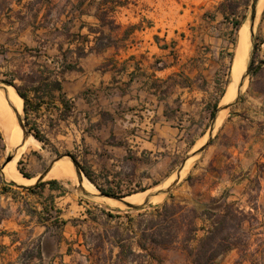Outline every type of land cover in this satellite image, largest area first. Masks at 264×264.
I'll return each instance as SVG.
<instances>
[{"label": "crops", "instance_id": "0c3cea01", "mask_svg": "<svg viewBox=\"0 0 264 264\" xmlns=\"http://www.w3.org/2000/svg\"><path fill=\"white\" fill-rule=\"evenodd\" d=\"M50 1L0 0V57L15 60L22 54L26 59L47 60L46 79L33 82L30 91L24 90L26 100L23 99L24 105L34 107L33 113L39 117L37 131L45 140L39 141L41 145L68 150L93 182L84 171L83 178L96 187H113L146 174L158 178L161 172L167 173L181 148L190 149L206 137L211 110L223 95L220 77L227 63L225 51H229L234 24L226 14L220 19L219 12L217 17L203 19L207 28L185 38L193 50L185 52L188 60L182 65L170 60L167 54H160L163 50L157 37L152 36L148 41L133 34L115 41L121 46L111 44L103 52L80 58L81 43L79 39L74 40V34L81 31L80 18H89L92 26L99 27L97 7L93 8L94 12L90 9L80 12L78 6L74 10L71 4L58 17L52 13L54 9H48ZM53 6L56 7L55 2ZM65 31L68 35H64ZM94 44L95 40H91L86 51ZM144 44H148L146 50H143ZM63 61L73 68L61 73ZM15 73L10 78L15 84L22 83ZM56 80L61 82L62 91L38 89ZM4 155L0 147V165ZM29 176L27 179L33 180L40 175ZM44 190L61 193L62 187L52 190L47 185ZM14 193L0 175L2 208L6 206L11 211L16 204L18 208L21 206ZM38 197L39 201L43 200ZM32 209L36 210L37 206ZM17 212L16 219L12 215L3 222L10 225L12 220L16 222L15 235L21 227L31 229L33 240H9V243L26 246L29 242L32 246L42 239L43 258H51L50 264H54L56 257L47 250L54 236L46 233L39 218L41 212L32 215L21 207ZM40 228L44 230L40 232ZM81 240L77 234L73 243L83 248L79 245ZM64 243H68L67 238L57 243L60 253H64Z\"/></svg>", "mask_w": 264, "mask_h": 264}, {"label": "rangeland", "instance_id": "374dc122", "mask_svg": "<svg viewBox=\"0 0 264 264\" xmlns=\"http://www.w3.org/2000/svg\"><path fill=\"white\" fill-rule=\"evenodd\" d=\"M103 1L51 0L47 2V6L48 9H54L52 13H56L59 17V15L65 14L66 10H69L71 4L74 5V10L78 6L80 12H87L89 9L90 12H94L93 8L98 7ZM54 2L56 7L53 6ZM118 2L124 5L120 6ZM252 2L253 0H108L106 2L107 7L114 8L115 11L110 14L111 17L106 21L104 31L110 37L111 44L116 46H121V43L115 41L125 39L131 34L134 37H144L148 41L151 40L152 36H155L158 38V45L163 50L160 51V54H167L170 60L182 65L188 60L185 52L193 50V46L185 38L189 39L191 35L199 34L207 28L203 19H211L213 15L217 17V12L220 14L219 18L224 19L222 16L226 14L230 22L234 24V29L230 36L229 51H225L227 63H225L220 77V86L225 92L217 100L219 105H223L227 102L230 90L229 84L233 75L232 66L239 43V33L243 25L249 24ZM83 22L90 26H92L90 23H93L89 18H80V27ZM235 22H240L241 25L236 27ZM152 26L154 28L151 30ZM92 28L98 29L99 27L92 26ZM81 32L88 34V28ZM64 35H68V33L65 31ZM93 38L95 37L92 39L90 37V40H94ZM147 45L144 44L143 50L147 49ZM260 62H264V8L259 19L257 15L253 41V63L258 65ZM46 65L47 60L45 59H26L22 54L18 55L15 60L0 57V84H6L5 81L10 80V75L16 72V76L22 81V83L17 82L16 85L21 86L23 92L24 90L30 91L35 79L41 81V78L48 75H45ZM219 95L220 90L217 98ZM22 108H25L24 100ZM33 111L35 108L30 106L29 112L26 113L24 110L23 113V120L30 139L29 145L17 163V170L21 174L22 172L27 173V170L30 172L29 174H39L38 181L50 171L54 161L63 158L67 160L72 155L66 149L59 150L50 146L44 148L41 145L34 136L40 123L39 117L34 115ZM212 122L209 121V126ZM209 136L208 130L206 137L199 140L196 146L190 149L181 148V153L172 169L167 173L161 172L158 178L146 174L123 184L103 188L112 190L122 197H129L139 192H150L158 186H170L176 180V175L183 165L187 166L186 169L184 167L181 179L171 192L164 194L165 196L159 203L154 204L152 200L146 205L145 203L141 204V209L111 208L96 200H91L80 192V184L85 189L89 188L84 183H80L79 178L76 182L51 179L47 176L43 178L42 182L57 180L63 186L61 193L59 191H45L44 189H38L33 193L21 187L10 185L7 182L10 180L3 173V169L8 157L13 155L14 159L17 152L15 148H12L16 147L14 144L9 145L5 142L1 129L0 147L4 150L5 155L1 161L0 175L6 184L14 190L15 198L19 199L20 207L25 211L28 210L32 215H34L33 212H41L42 215L39 217L41 223L44 224L46 230L47 226H50V232L54 238L47 245V250L49 254L53 255V258L56 257L54 264H60L61 259L57 256L65 254L69 247L79 248L73 242L80 232L88 234L91 228H96L99 232L113 235L118 230H123L129 226L132 220L134 227L137 228L139 221L143 220L141 219L142 215L154 212L157 207L166 201H170L171 195L176 200L195 206L199 210L204 209L207 205H213L214 200H221V203L226 200L240 203L247 212H251L252 216L259 219V225L254 224L252 230V233L257 235L253 237L254 241L250 254L245 255L239 249L233 250L219 258L214 264H264V69L258 77H254L251 68L247 89L241 94L237 103L225 111L224 120L215 129L210 144H208ZM206 144L208 145L205 146ZM172 175H175L174 181L168 186H164ZM189 177L190 179H188ZM93 188L94 192H101L96 186ZM28 193L37 196L30 198ZM38 196H41L43 200L39 201ZM16 205L17 207L11 211L6 206L3 208L0 206V218H3V221L12 215L17 218V209L20 207L18 208V204ZM35 205L37 206L36 210L32 209ZM88 211L91 215L87 213ZM109 213L115 215L116 218L110 219L107 216ZM3 221L0 222V264L51 263V258L38 256V243L32 246L29 243L33 240L30 234L31 229L21 227V231L15 235L16 232L13 230L18 228L16 222L12 220V225H10L11 223H4ZM62 221L67 222V224L60 228ZM43 230L40 228L39 231L42 232ZM61 231H65V236L68 239V243H64L62 246L64 253H60L57 244ZM19 239L30 240L26 246L19 243L16 245L9 243V240ZM149 248L155 259L147 258L145 264H190L181 245L160 247L151 244ZM110 249L111 246L105 243V247L101 249L99 256L109 255ZM82 250L85 254L88 253L85 247ZM114 252L117 254L118 249H115ZM73 259L81 260L77 255L65 256L64 264H70Z\"/></svg>", "mask_w": 264, "mask_h": 264}, {"label": "trees", "instance_id": "16d2710c", "mask_svg": "<svg viewBox=\"0 0 264 264\" xmlns=\"http://www.w3.org/2000/svg\"><path fill=\"white\" fill-rule=\"evenodd\" d=\"M106 2L108 0H104L97 7L96 17L100 21L99 28L95 29L92 26L83 24L80 30L88 28V34H82L81 31L78 34H74V40L79 39L81 41V47L78 48V56L80 58L85 57L88 53L103 52L111 45L112 41L110 42V37L105 33L104 28H106V21L111 17L110 14L115 10L114 8H108ZM118 5L123 6L124 4L118 2ZM240 25V22H235L236 27ZM92 35H95V44L86 51V46L91 42L90 37ZM252 65L253 76L258 77L264 69V62H260L258 65L253 63ZM62 67L61 73L73 68L65 64L64 61ZM43 80L44 78H41V81ZM36 81L38 80L35 79L34 82ZM5 83L14 86L22 99L26 100L25 93L15 84L14 79L7 80ZM38 89L44 92L62 91V86L61 82L56 80L52 84L41 85ZM62 102L67 107L64 99H62ZM218 107L219 101L211 110V121L214 120ZM28 109L29 106L25 103L24 110L26 113H28ZM34 136L37 140L45 142L38 131H35ZM72 158L75 160V157ZM83 171L87 178L93 182L91 176L84 169ZM22 174L26 178H30L29 174L23 172ZM47 185L52 190L63 187L57 180H51L24 189L34 193L38 189H45ZM97 188L102 194L122 197L112 190ZM213 203V205H207L204 209L199 210L195 206L176 200L171 195L170 201H166L157 207L154 212L142 215L141 219L143 220L139 221L137 228L134 227V221L132 220L129 226L123 230H118L113 235L99 232L96 228H91L88 234L80 232L79 236L83 238V242L79 245L85 247L88 253L85 254L82 248L74 249L71 246L64 255L60 256V264H64L63 260L66 255H77L81 259L79 261L73 259L70 264H139V262L140 264H145L147 258L155 259L153 252L149 248L151 244L160 247L181 245L190 264H214L219 258L237 249L241 250L245 255L250 254L254 241L253 237L257 235L253 234L252 230L254 224L259 225V219L252 216L251 212H247L238 202L226 200L221 203V200H214ZM87 213L91 215L89 211ZM107 216L110 219L116 218L115 215L110 213ZM1 221H3V218H0ZM66 224L67 222L62 221L60 228H63ZM50 231V226H47L46 233L49 234ZM63 241H66V238L64 231H61L59 242ZM42 242L41 239L37 246L40 258H43ZM105 243L110 245L111 249L109 250V255L102 257L99 255L101 249L105 247ZM115 249H118L117 254L114 252Z\"/></svg>", "mask_w": 264, "mask_h": 264}, {"label": "bare ground", "instance_id": "6f19581e", "mask_svg": "<svg viewBox=\"0 0 264 264\" xmlns=\"http://www.w3.org/2000/svg\"><path fill=\"white\" fill-rule=\"evenodd\" d=\"M263 8H264V0H260V3L258 5V19ZM239 39H240L238 45L239 53L237 58V64L233 71L234 81L230 85L227 102L225 104H229L235 100L237 96L238 83L241 79L243 71H245L247 68L248 51L251 48V40L249 37V26L247 24L243 25V27L241 28L239 33ZM248 84H249V78L246 79L245 85L242 89V93L247 89ZM22 104H23V99L13 86H5V90L0 89V129L3 133L5 142L9 145L14 144V146L16 147H12V148H15L17 150L16 157L10 163L5 165L3 171L5 176L9 180L14 181L18 184L31 186L34 185V183L37 181V178L36 180L27 179L17 170V163L21 155L27 148V145H29L28 142L30 139V135L28 136V134L25 133V131L21 128L19 124L20 121L19 119L23 118V113H24ZM224 117H225V111H223L219 116L216 123V128H218L222 124ZM23 139H25L24 143H22ZM186 167L187 166H185V169ZM47 177L57 180H67V182L68 181L76 182L77 178H79L75 171L73 163L70 162L69 159L66 160V158L57 161L54 167L49 171ZM174 178L175 175H172L164 186H168L171 182L174 181ZM81 182L84 183L85 186L90 190L85 189L82 184H80V186H82L86 191H88L92 195L98 197V202L106 206H109L111 208L124 207V205H122L120 202L102 196L101 192L99 193L94 192V188L87 180V178H82ZM160 188L163 187L158 186L157 188L153 189L150 192L135 193L129 197H126L125 200L134 205H141L146 202L148 196L153 191L158 190ZM164 196L165 195L155 197L152 202L154 204L159 203Z\"/></svg>", "mask_w": 264, "mask_h": 264}, {"label": "water", "instance_id": "95a60500", "mask_svg": "<svg viewBox=\"0 0 264 264\" xmlns=\"http://www.w3.org/2000/svg\"><path fill=\"white\" fill-rule=\"evenodd\" d=\"M259 3H260V0H253L252 5H251V9H250V16H249V24H248V26H249V37H250V40H251V48L248 51L247 68H246L245 71H243L241 79H240V81L238 83V86H237V96H236V98H235V100L233 102H231L229 104H225V105H219L218 110L216 112V116H215V118H214V120H213V122H212V124L210 126V129H209V134H210V136H209L210 138L209 139L210 140H209L208 144H210L212 142V140H213V135H214V132H215V129H216V123H217V120H218L219 116L221 115V113L223 111H226L227 109L231 108L232 106H234L237 103L239 97L242 94V89H243V87L245 85L246 79L249 78V74L251 73V68H252V64H253L254 30H255V25H256V21H257ZM238 45H239V43H238ZM238 50H239V46H237V49H236V52H235V57H234L233 66H232V73H233V69L236 67V64H237V58H238V53H239ZM233 81H234V78H233V75H232L229 86L233 83ZM4 85L5 86H12V85H9V84H0V89L5 90V86ZM229 86H228V89H229ZM228 89H227V91H228ZM19 120H20L19 124H20L21 128L25 131L26 134H28L23 118H20ZM28 136H29V134H28ZM24 142H25V139H23L22 143H24ZM208 144H206L205 146H207ZM16 152H17V150H16ZM12 160H13V155L8 157L6 164L11 162ZM59 160H61V159H58V160L53 162V164L51 165L50 170L54 167L55 163L57 161H59ZM69 161L73 163L75 171H76L78 177L80 178V180L82 181L83 176H85L83 174V171L81 170L79 165L76 163V161L72 157H70ZM184 167H185V165H183V167L178 171V173L176 175V180L170 186L163 187V188H160L158 190L153 191L148 196V198H147V200L145 202V205L148 204L150 201H152L155 197H158V196H161V195H164L166 193L171 192L173 187L176 186L178 184L179 180L181 179V175H182ZM48 173H49V171L47 172V174L45 176H47ZM45 176H43L40 180H38L36 182V184L41 183ZM81 181H80V183H81ZM7 182L10 185L18 186V187H21L23 189L24 188H30V187L36 185V184H34V185H31V186H26V185L18 184V183L14 182V181H11V180L7 181ZM79 189H80V192L83 195H85L87 198H89L91 200L98 201V197H96V196L92 195L91 193H89L88 191H86L82 186H80ZM101 195L104 196V197H107V198H111V199H113L115 201H118L122 205H124V207H127V208H135V209H141L142 208V205H134V204H131L130 202H127L125 200L126 197H114V196H108V195H105V194H102V193H101Z\"/></svg>", "mask_w": 264, "mask_h": 264}]
</instances>
